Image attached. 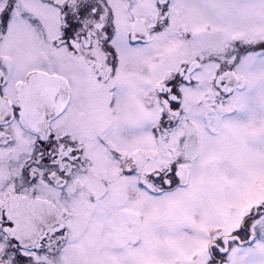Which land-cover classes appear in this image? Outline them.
<instances>
[{"label": "snow or ice", "instance_id": "snow-or-ice-1", "mask_svg": "<svg viewBox=\"0 0 264 264\" xmlns=\"http://www.w3.org/2000/svg\"><path fill=\"white\" fill-rule=\"evenodd\" d=\"M0 264H264V0H0Z\"/></svg>", "mask_w": 264, "mask_h": 264}]
</instances>
